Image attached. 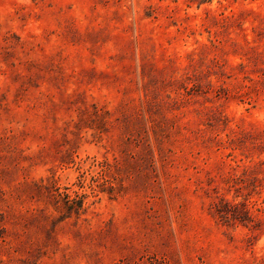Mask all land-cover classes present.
Wrapping results in <instances>:
<instances>
[{"label":"rangeland","instance_id":"1","mask_svg":"<svg viewBox=\"0 0 264 264\" xmlns=\"http://www.w3.org/2000/svg\"><path fill=\"white\" fill-rule=\"evenodd\" d=\"M0 264H264V0H0Z\"/></svg>","mask_w":264,"mask_h":264}]
</instances>
